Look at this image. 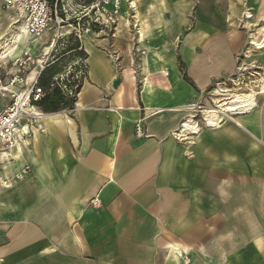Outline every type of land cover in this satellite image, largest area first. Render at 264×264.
I'll return each mask as SVG.
<instances>
[{"label": "crops", "instance_id": "crops-1", "mask_svg": "<svg viewBox=\"0 0 264 264\" xmlns=\"http://www.w3.org/2000/svg\"><path fill=\"white\" fill-rule=\"evenodd\" d=\"M133 1L138 38L144 35L136 43L124 0L112 26L80 41L70 31L18 41L9 29L17 17L0 6V57L26 53L34 63L17 90L53 69L57 45L69 50L53 81L82 64L86 70L72 109L41 113L34 126L22 123L15 148L0 160L1 182L29 168L0 186V264L264 261V98L216 129L171 136L206 101L204 93L233 73L243 45L234 30L197 26L175 49L172 33L195 18L194 6L248 5L258 11L252 22L262 21L264 0ZM201 15L195 19L219 20ZM260 59L264 68V50ZM6 103L0 99V110ZM143 116L146 137L137 139L134 124Z\"/></svg>", "mask_w": 264, "mask_h": 264}, {"label": "built area", "instance_id": "built-area-1", "mask_svg": "<svg viewBox=\"0 0 264 264\" xmlns=\"http://www.w3.org/2000/svg\"><path fill=\"white\" fill-rule=\"evenodd\" d=\"M109 2L114 5V8L108 14L104 11V7ZM92 3L88 4L89 6L86 5L88 6V13L93 12L92 16L88 18L86 25L82 24L80 26V21L83 18L81 17L77 20L78 24H76L73 32L70 33L78 41H80L82 36L91 34L92 28L100 27L101 29L103 26L112 25V18L116 15L117 10L115 8L120 5V0H99L95 5ZM63 5L64 0H0L1 8L4 11L13 13L17 17L19 24L24 28L26 35L35 40H40L49 33H53L57 39L62 36L65 28ZM4 56L5 58L0 59V99L6 100L7 103L0 110V160L2 156L7 155L15 148V130L22 123L25 126L37 124L38 116L34 115V113L42 114L41 112H35L39 110L34 104L39 102L44 96V90L37 84L38 77L31 83L28 89L20 91L16 88L25 79L20 74L24 73L28 67L34 64L31 57L26 53H22L12 60L7 58V54ZM12 70L14 71L11 72ZM6 78L7 81L5 80ZM222 84L219 85L221 86ZM219 85L217 84L216 88L220 87ZM153 113H158V111H154ZM145 121L146 118L143 116L134 124V133L137 139L146 137ZM195 123L198 129H202L197 122ZM26 135L27 133H23V136ZM171 136L175 140H178L174 136V131L171 133ZM194 136L196 135H189V137ZM28 171L29 168L25 167L14 177L2 182L0 181V186L3 188L9 187L12 181L20 180ZM261 264H264V261Z\"/></svg>", "mask_w": 264, "mask_h": 264}, {"label": "rangeland", "instance_id": "rangeland-1", "mask_svg": "<svg viewBox=\"0 0 264 264\" xmlns=\"http://www.w3.org/2000/svg\"><path fill=\"white\" fill-rule=\"evenodd\" d=\"M98 1L99 0H94V1H92L93 2L92 4L95 5ZM121 1L122 0H120V5L118 6L120 9H121ZM90 3H86L85 0H78V1L77 0H72V1L71 0H64V5H63V7H64L63 9L65 12V15H64L65 16V25H64L65 28L63 30L64 32L70 31V33H72L73 29L76 27V24H78L77 20L80 19L81 17H83V18L80 21V26L82 24L86 25L88 18L91 17L93 14V12H91L90 14L88 13V11H89L88 6L90 5ZM109 3H111V2H109ZM124 4H125V11L127 13V19L129 20V25H130V31L129 32H130V35L133 36L132 40L136 43L139 38H138V25L136 23H134V18H133L134 11L130 7L128 0H124ZM86 5H88V6H86ZM234 8H237V7L224 6V5H209L207 7H204L203 10H201V7L194 6L193 9H194V17L195 18L198 19V17H201L202 16L201 14L204 13V14H209L211 16L217 17V18H219V20L206 22V21H200V20L197 21L195 18H192V21H188L183 28L175 30L171 35L172 45L175 47V49L177 48V45H179V43L181 42L180 37L185 35V32H189V31L195 29L197 26H200V28L204 27L206 29L207 28H214L213 26H215V27L219 26L226 33L234 30L235 32L238 33L239 38L241 37V41H243V45L240 47L238 52L234 55L235 67H234L233 73L231 75L223 78L222 80L215 82L209 88V90L204 93L206 101L200 105H194L193 106L194 111L190 112V114L193 116V120L195 122H197L198 125L202 129H204L206 127L204 126L203 117L200 114V112H201L202 108H205L204 107L205 104L209 103L210 107L214 106V103H213L214 99L218 98V97H215L213 95L212 91L214 89H216L217 84L219 85V84L223 83L222 84L223 86L222 85L221 86L219 85V86L223 87L224 89H227V90H232V89L237 90L240 88L242 91H248L249 89H251L253 87V84H252L253 82H256L260 78H264V68L260 63V61H261L260 52H262L263 50L262 51H258V50L256 51L253 46H250L251 42H253V39H254V38L253 39L251 38L252 35L258 33V30H260L262 27H264V21L263 22L262 21H258V22L253 21L252 22L254 17H256L258 15V11L254 7H251L248 5L242 6V7H240V9L237 8L239 10L237 16L230 18L229 15ZM116 12H117V10H116ZM246 13H249L250 15H252L253 18L247 19L245 16ZM117 15H119V14L116 13L115 16H117ZM136 15H137V13H136ZM138 15H139V13H138ZM252 23H253V25H252ZM68 26H71V27L67 28ZM110 26H112V25H110ZM160 29H162V27ZM99 30H102V29H100V27H95V29L92 28L91 34H93L94 32H98ZM110 30H111V27H110V29L108 28V30H106L107 31L106 33L111 32ZM91 34H87L85 36H90ZM255 38H257L256 42H258L261 39L259 34H256ZM63 45L62 46L57 45L56 46L57 48L54 49L55 54H54V51L52 53L53 57H52L51 61L55 62L57 60V62H55L53 67H55L54 69L56 72H58V74H59V72H61V70L63 68V66H60L59 63H61V65H63L64 59L62 57L69 50V44H63ZM248 49L254 50V51L252 52L253 54L251 53L252 57L247 59L245 57V53H246V50H248ZM140 54L142 55L143 52H140ZM82 61H84V57H82ZM114 63L116 64L115 61H114ZM56 66H59V68H56ZM30 68H31V66H30ZM27 69L25 70L24 73L20 74L22 77H24L27 74ZM85 71H86L85 67L82 64L81 69L78 70L77 73L70 72V74H68L67 78H63L64 80L61 82H64V81H66V79H68L69 82L66 83V85L73 84L75 86L74 87L72 86L71 88L67 89L66 86L64 87L63 85H60L61 91L63 93H65L66 95L69 94V96H75L74 91L76 90L77 87H80L79 83L83 81ZM134 76L136 77V82H137V75L135 74ZM239 79H240V81H239ZM5 80L7 81V78ZM111 88H112V84H111ZM258 104H260V102H258ZM232 116H234V114H222L221 115V122H220L219 126L224 121L229 120L230 117H232ZM180 124H181V122H180Z\"/></svg>", "mask_w": 264, "mask_h": 264}, {"label": "bare ground", "instance_id": "bare-ground-1", "mask_svg": "<svg viewBox=\"0 0 264 264\" xmlns=\"http://www.w3.org/2000/svg\"><path fill=\"white\" fill-rule=\"evenodd\" d=\"M108 4H106V5H108ZM129 4H131L132 8L136 9L137 17H139L138 12H137V8L135 7L136 5H134V1L133 2L131 1ZM113 8H114V5H113ZM118 8L119 7L115 8V9H117V12H118ZM245 15H246L247 19L253 18L252 15H250L249 13H246ZM263 21H264V19L262 20V22ZM67 28H70V27H67ZM9 29H11L13 32L15 30V37H18V41L21 37H23V34H26L24 31V28L19 24L17 19H15L13 21V24L11 25V27ZM161 31L164 32L163 28L161 29ZM256 34H259V36L261 37V39L258 42H256L257 38H258V37L255 38ZM256 34L252 35L251 38L252 39L254 38V39H253V42H251L250 46H253L256 51L257 50L262 51V50H264V27H262L260 30H258V33H256ZM143 36L144 35H143L142 31H140V37H139L140 40L143 39ZM82 39L84 42H87L84 38H82ZM253 51L254 50H250V49L246 50L245 57L247 59L252 57ZM4 57L5 56L0 57V59H2ZM163 75H165L164 72H163ZM239 81H240V79H239ZM252 84H253V87L251 89H249L248 91H242L240 88L237 90L236 89L235 90H233V89L227 90V89H224L223 87H218V88L214 89L212 91V93L215 97H218V98L214 99V102H213L214 106L207 107L206 109H203L201 112L202 113L201 115L203 117V122L205 123V127L212 128V129L218 128L219 124L221 122V115L222 114L247 113V112H250L252 109H254L256 107V104H257V99L260 97L264 98V78H260L256 82H253ZM33 113H34V110H33ZM34 115L38 116L37 121H39L42 117V115H40V114L34 113ZM190 115H189V117H187V119L185 121H183L180 124L178 130L176 129V131H174V136L178 140H180V139L182 140L183 138H185V136L187 137V135H190V134H196L197 135L201 132V129H198V126L196 125L195 121L193 120V117H190ZM37 124H38V122H37ZM15 131H17V130H15ZM188 138H189V136H188ZM177 255H179V254H177Z\"/></svg>", "mask_w": 264, "mask_h": 264}, {"label": "trees", "instance_id": "trees-1", "mask_svg": "<svg viewBox=\"0 0 264 264\" xmlns=\"http://www.w3.org/2000/svg\"><path fill=\"white\" fill-rule=\"evenodd\" d=\"M92 1L94 0H85L86 3H90ZM69 38H72V36H69ZM56 74H58V72L55 71L54 67L53 69L50 68V70H46V68H44L37 78V84L44 90V96L39 102L35 103L34 106L43 114L56 113L60 110L72 109L75 103L74 97L67 96L60 89V85H63L64 87L66 86L67 89L71 88L72 86L74 87L75 85H66V81H53V78ZM183 78L188 81L185 76H183ZM79 88L80 87L76 88L74 91L75 94L79 92Z\"/></svg>", "mask_w": 264, "mask_h": 264}, {"label": "water", "instance_id": "water-1", "mask_svg": "<svg viewBox=\"0 0 264 264\" xmlns=\"http://www.w3.org/2000/svg\"><path fill=\"white\" fill-rule=\"evenodd\" d=\"M183 37H180V40H182ZM118 85V79H114V81L112 82V88H116Z\"/></svg>", "mask_w": 264, "mask_h": 264}]
</instances>
